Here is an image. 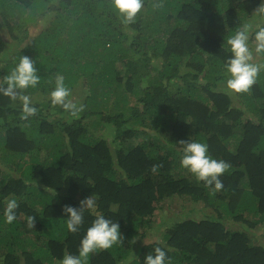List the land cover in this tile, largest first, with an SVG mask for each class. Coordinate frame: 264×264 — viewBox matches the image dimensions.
I'll return each instance as SVG.
<instances>
[{
	"label": "trees",
	"instance_id": "1",
	"mask_svg": "<svg viewBox=\"0 0 264 264\" xmlns=\"http://www.w3.org/2000/svg\"><path fill=\"white\" fill-rule=\"evenodd\" d=\"M261 3L143 0L124 24L112 0H0V86L21 55L40 75L24 90L37 109L27 119L19 99L0 93V264L78 254L97 214L118 221L123 238L87 264H143L156 247L166 264H264V71L236 98L219 87L229 78L227 37L264 16ZM57 74L68 99L84 106L77 116L52 103ZM190 137L230 164L221 190L181 165L180 141ZM90 195L96 208L70 232L65 205L78 208ZM11 198L19 207L7 223ZM177 198L189 212L202 204L201 217L158 221L164 202Z\"/></svg>",
	"mask_w": 264,
	"mask_h": 264
},
{
	"label": "clouds",
	"instance_id": "2",
	"mask_svg": "<svg viewBox=\"0 0 264 264\" xmlns=\"http://www.w3.org/2000/svg\"><path fill=\"white\" fill-rule=\"evenodd\" d=\"M142 7L143 0H112V8L117 11L124 24L135 22ZM257 11L264 14V0H262L261 7ZM251 31L252 25L245 23L226 40L232 53L225 65L229 75L226 86L228 90L236 93L249 91L256 83L259 73L264 71V63L253 62L254 53L256 56L264 54V27L255 32L254 51L250 46ZM4 79L7 86H0V93L13 101L17 99L21 101L25 119L35 115L37 109L31 106V98L24 94V90L30 87L35 88L40 82L36 61L27 55H21L19 62ZM50 96L53 104L61 105L72 116H77L84 108L82 104L77 105L68 99L70 89L66 86L62 74L56 75L55 87ZM180 143L183 144L181 165L191 172L198 181H203L205 186H214L215 191L221 190L223 181L220 177L230 168V164L223 159L213 158L209 154L207 144L191 137L187 140H181ZM18 207L19 204L15 198L8 199L4 209V217L7 223H12L17 218L16 209ZM95 208L96 200L92 195L81 200L78 208L65 205L67 229L73 233L78 232L84 223L85 210H94ZM34 222L35 217H28L29 227L34 226ZM122 238L121 226L118 221L114 222L104 215L97 214L81 239L78 254L66 253L61 264H87L92 253L100 249H109L116 243L122 242ZM154 251V255L148 253L145 256L143 264H166V251L160 247H156Z\"/></svg>",
	"mask_w": 264,
	"mask_h": 264
},
{
	"label": "rangeland",
	"instance_id": "3",
	"mask_svg": "<svg viewBox=\"0 0 264 264\" xmlns=\"http://www.w3.org/2000/svg\"><path fill=\"white\" fill-rule=\"evenodd\" d=\"M259 15H255L252 19H249L248 20V23L252 25V31H251V33L255 30L256 27H258L261 24L260 23V20L264 18V16L261 15V17H263V18H261ZM49 17H50V14H47V15L41 17V20L39 21V24H41V26H43V24H45V22L48 20ZM37 27H38V25L37 26H34L33 28L30 29L31 35H33L35 33ZM3 32H5V34H4L5 35V38H7L9 41L12 42L13 39L10 36V34L7 32V29H3ZM252 39H253V41H250V46L252 47V49L254 51V49H255V40H254V38H252ZM10 48H11V50H9V51H13L14 48H15V45L14 44H11ZM3 62L4 61H1L0 64L3 65ZM253 62H256V63H264V54H262L260 56H256L255 53H254V60H253ZM219 87L222 88V89H225V90L229 91L234 98L237 97L236 92L227 89L226 82H221L220 81L219 82ZM181 205L185 206V208H184V211L182 210L181 212H179L178 209H179V206H181ZM201 205L202 204H196V208L199 210L200 207H201ZM189 206H190V203L189 202H187V201L182 202L180 200V198H177L174 201H167V203L164 202L163 206L161 207L160 210H158V212L156 213V216L155 217L158 219V221H160L162 219V220H164L166 222H169V221H167V219L169 220V218H172L173 219V220L170 219V222L174 221L176 218H181V217H183L184 219L189 218V217L200 218L201 216L199 215L198 210H196L194 212H189V210H188L189 209L188 208ZM160 226L156 225V228L157 227L159 228V230L156 229L157 232H163V231L166 230V227H167L166 225L163 226V227H160ZM258 233H262V230L259 229L258 230ZM150 240H151V238H146L141 243L143 244V243H146V242H148ZM58 264H61V262H58Z\"/></svg>",
	"mask_w": 264,
	"mask_h": 264
}]
</instances>
